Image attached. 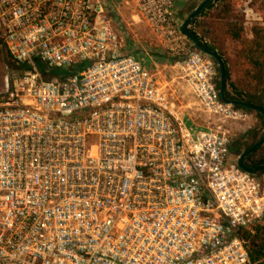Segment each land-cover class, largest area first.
I'll list each match as a JSON object with an SVG mask.
<instances>
[{"label": "built area", "instance_id": "1", "mask_svg": "<svg viewBox=\"0 0 264 264\" xmlns=\"http://www.w3.org/2000/svg\"><path fill=\"white\" fill-rule=\"evenodd\" d=\"M178 1L0 0V44L26 67L0 101V264H251L264 174L230 151L224 126L244 115L180 34ZM120 5L213 121L124 52ZM38 64L83 69L48 79Z\"/></svg>", "mask_w": 264, "mask_h": 264}, {"label": "rangeland", "instance_id": "2", "mask_svg": "<svg viewBox=\"0 0 264 264\" xmlns=\"http://www.w3.org/2000/svg\"><path fill=\"white\" fill-rule=\"evenodd\" d=\"M188 0H181V5L186 4ZM177 4V6L179 5ZM214 6L210 10L205 11V16L200 17L198 16L197 23L193 27L195 31L199 34L203 33L204 31L209 32V29L206 27L205 23V17L207 18L208 15H210V18L216 20V15H218L219 11L222 10L223 6L230 4L231 14L232 16H235V18L238 20L239 23L242 24L244 21H250L252 22L253 19H257L258 21L255 22L252 26H249L250 30L255 25L264 26V0H220V2H213ZM176 6V7H177ZM196 7V6H195ZM119 8V17L114 15V13L109 12L110 18L114 21L115 26L118 29L126 30L130 33L131 28L137 24H141V22L137 21V19H134V21L131 19V12L126 7H122L121 5ZM194 8H191L190 12ZM177 15L179 14L176 10ZM179 18H182L180 14L178 15ZM187 16V15H186ZM184 18H182L183 20ZM220 24V23H219ZM219 24L216 27V30L214 29L213 32L221 33L222 31H219L220 27ZM215 26V25H214ZM213 26V27H214ZM191 28V26H190ZM213 40V36H211ZM217 47V46H216ZM217 49L220 51V47ZM224 55V54H223ZM235 55L228 56L227 62H228V70H229V83L235 84L237 87H242V79L245 76L246 72L248 71L247 67L234 63ZM141 64L144 66V60L141 57L137 58ZM213 61V60H212ZM7 62H10V64L13 63V61L10 59V57L6 56V52L0 44V101L5 95L6 91V82H11V80L22 73L21 68L15 67L12 65H9ZM145 67V66H144ZM146 68V67H145ZM148 69V68H147ZM162 78L160 77L158 80L161 82V79H169L170 76L173 78H177V70L174 68H171L167 66L166 69H162ZM219 81V77H218ZM162 83V82H161ZM163 84V83H162ZM165 84V83H164ZM180 90L178 93L180 95V99L176 103V109L180 110L181 113H194L197 116H201V118L198 120L200 122L202 121H213L214 119L206 116L201 115V110L196 104L195 100L192 98L193 96L188 93V91L180 85L178 88ZM244 118L235 122H229L228 124H225V128L229 131L230 137H231V146L235 145V151H233L236 154H240L241 152L245 151L247 148H249L252 144L256 143L263 132L264 129V118L255 114V113H244ZM211 118V119H210ZM206 121V122H207ZM203 124V123H202ZM252 132V133H250ZM247 133H250L249 136H246ZM262 152H264V144L261 146ZM235 155V154H233Z\"/></svg>", "mask_w": 264, "mask_h": 264}, {"label": "trees", "instance_id": "3", "mask_svg": "<svg viewBox=\"0 0 264 264\" xmlns=\"http://www.w3.org/2000/svg\"><path fill=\"white\" fill-rule=\"evenodd\" d=\"M214 2H220V0H214ZM213 6V2L210 3L206 9L200 13L199 16H205V11L210 10L213 8ZM230 14V4L226 6L224 5L222 10L219 11L215 18L216 20L221 21L219 24V31L225 32L227 36L231 37L233 40L239 41L242 45V51L240 54V62L242 63L240 64L247 67L248 71L242 79L241 88L237 87L235 84L229 83L230 80L227 61L223 53L217 49L215 42L213 40H208L211 38L210 33L204 31L203 33L199 34L193 28L197 23V19L192 21L190 32L204 45V47L212 52H216L221 57L226 71L225 98L228 100L243 101L264 109V26H253L250 29L253 39L250 42H247L244 38V29L242 24L238 22L235 16ZM6 56L9 57L7 53ZM7 63L11 66H14L13 63ZM38 67L39 71L48 79L52 77L63 79L83 69V65H76L68 69L58 70L47 69L42 64H38ZM25 69L26 67L23 66L21 71H25ZM216 85L219 87V81L216 83ZM232 108L234 110H240L244 113L253 112L247 108H242L239 106H233ZM250 133H247L246 136H249ZM246 162L248 166L264 165V152H262V148L260 147L258 150L248 156L246 158ZM257 174H264V172H259ZM242 237L248 242L247 247L250 263L264 264V226L255 227L252 233L247 231L243 232Z\"/></svg>", "mask_w": 264, "mask_h": 264}, {"label": "crops", "instance_id": "4", "mask_svg": "<svg viewBox=\"0 0 264 264\" xmlns=\"http://www.w3.org/2000/svg\"><path fill=\"white\" fill-rule=\"evenodd\" d=\"M200 2L201 0H188L186 4L181 5L179 4L181 3V0H179L177 3L179 5L176 7V10L182 18H185L186 15L190 13L191 8H195V6H197ZM182 18L179 19L182 20ZM257 21V19H253L252 22H242V26L244 29L243 34L247 42H250L253 39L250 30H248L249 26H252ZM205 23L206 27L209 29L210 35L213 36L215 45L218 48L220 47V51L224 54L226 61L228 56L235 55L234 63H242L240 62V54L242 51L241 43L237 40H233L223 31L221 33L213 32L214 29L216 30L217 25L221 23V21L212 19L210 18V15H208L207 18L205 17ZM117 33L119 38L124 41V52L136 58L141 57L144 60V66L148 68L149 71L153 72L158 79L160 77L162 78V69H166L167 66L173 68V59L162 51L159 44L153 38L152 34L144 23L133 26V28H131L130 30V33L126 30H123V28L121 30L117 28ZM208 40L212 41V38H209ZM161 80L162 83H166L170 86L176 84L179 88L181 85L178 77L173 78L170 76L169 79Z\"/></svg>", "mask_w": 264, "mask_h": 264}, {"label": "water", "instance_id": "5", "mask_svg": "<svg viewBox=\"0 0 264 264\" xmlns=\"http://www.w3.org/2000/svg\"><path fill=\"white\" fill-rule=\"evenodd\" d=\"M212 2H214V0H201V2L184 18V20L182 21L179 27V32L202 55H204L205 57L215 62L217 70H218V74H219L218 90H219V95H220V99L222 100V102L231 107L239 106L242 108H247L250 111L257 113L261 117L264 118L263 108L255 106L253 104H248L243 101L228 100L225 98L226 71H225V66H224V63L221 57L216 52H212L208 50L206 47H204V45L190 32V26H191L192 21L196 19L200 15V13L204 11L206 7ZM263 144H264V129H263L260 139L256 143H254L252 146H250L246 151L238 155L237 165L242 171L248 174H251V175H255L259 172H264V165L248 167L245 164V158L250 156L256 150H258Z\"/></svg>", "mask_w": 264, "mask_h": 264}, {"label": "flooded vegetation", "instance_id": "6", "mask_svg": "<svg viewBox=\"0 0 264 264\" xmlns=\"http://www.w3.org/2000/svg\"><path fill=\"white\" fill-rule=\"evenodd\" d=\"M217 73H218V70H217ZM218 77H219V74H218ZM217 82H218V78H217L216 83H217ZM234 146H235V145H232V146H231L230 151H231L232 154H235L236 156H238L239 154H236V153L233 152V151H235ZM247 149H248V148H247ZM247 149H246V150H247ZM246 150H245V151H246ZM243 152H244V151H243ZM241 153H242V152H241ZM241 153H240V154H241ZM246 158H247V157H246ZM246 158H245V164L247 165ZM247 166H248V165H247ZM248 167H253V166H248Z\"/></svg>", "mask_w": 264, "mask_h": 264}]
</instances>
